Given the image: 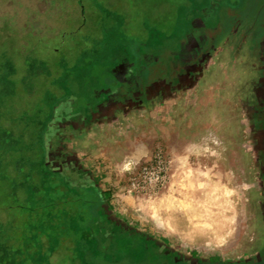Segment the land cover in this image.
<instances>
[{
	"label": "rangeland",
	"instance_id": "1",
	"mask_svg": "<svg viewBox=\"0 0 264 264\" xmlns=\"http://www.w3.org/2000/svg\"><path fill=\"white\" fill-rule=\"evenodd\" d=\"M205 12L217 17L204 33L213 94L204 127L185 136L173 163L167 145L152 139L151 160L136 172L103 153L121 149L120 140L103 145L96 165L108 196L92 228L103 238L81 235L65 215L52 231L48 206L64 190L53 120L43 150L25 147L61 102L86 103L123 64L122 92L162 81L177 42L198 34L190 22ZM11 132L22 152L0 157V264H142L144 244L154 264H263L264 0H0L1 146ZM157 150L170 161L168 183L129 194ZM42 159L58 177H40L42 167L31 164Z\"/></svg>",
	"mask_w": 264,
	"mask_h": 264
},
{
	"label": "crops",
	"instance_id": "2",
	"mask_svg": "<svg viewBox=\"0 0 264 264\" xmlns=\"http://www.w3.org/2000/svg\"><path fill=\"white\" fill-rule=\"evenodd\" d=\"M205 79L195 72H181L166 86L160 83L155 90L139 91L134 96L136 99H129L131 94H126L128 99L119 100L121 104L110 101L99 110L88 108L75 118L61 121L57 131V157L66 163L58 175L80 190L90 191L96 205L102 208L108 194L100 183L102 177L96 164L98 150L103 145L120 140L121 149L115 145L103 153L111 152L106 156L112 159L114 167L123 166L124 170L136 172L151 160L152 155L146 158L152 139L160 138L167 145L173 163L179 156L175 151L184 149L189 142L185 138L204 127L202 115L213 101V94L209 92L211 78ZM247 88L250 90V83ZM243 105L238 97L234 111L239 116Z\"/></svg>",
	"mask_w": 264,
	"mask_h": 264
},
{
	"label": "flooded vegetation",
	"instance_id": "3",
	"mask_svg": "<svg viewBox=\"0 0 264 264\" xmlns=\"http://www.w3.org/2000/svg\"><path fill=\"white\" fill-rule=\"evenodd\" d=\"M216 17H217V14L213 16H210V15L207 16V13L206 14L202 13L201 17L199 16V18H196L194 21H191L190 22L192 25L191 28L195 29L193 33L198 32V34L197 35L195 34L192 37H190L188 35L189 33H187L184 37L185 40H183L185 43L182 44V41H179V43L177 42L176 44L177 51L175 55H173L168 61L169 70L165 78L162 81L156 80L155 82L156 84H154V86L152 84L148 86L144 85L143 87L137 90H134L133 92H130L131 96H129V99H132V100L136 99V97L134 96L139 91L147 92L148 90H155L158 87V84L160 83L165 84V85L162 84L161 86H166V84L170 83V80L172 78L177 77L181 72L182 73L184 72L194 73L195 72L196 75H199L201 79L207 78L208 75L206 73L207 71H205V68L208 63L204 61L205 57L202 56V51H203V48L205 47L204 43H206V40H207L204 33H207L209 29L213 28L212 26L214 22H216ZM126 66L128 67L127 64L121 65L122 68H120L117 71V73H115L114 77L109 76V80H111L112 83L106 84L104 87H101L102 89L94 92L91 99L87 101L86 103L83 104L82 102H79L78 104H76L77 105L76 106L74 105V103L71 104L68 101L61 102L59 104V108H55L54 112L52 110L53 113H52L51 120L49 121V123L52 122L53 120V124L56 125V130L58 131V127H60L61 121L75 118L77 117V115L83 114L84 111L87 110L88 108L96 107L99 110L101 107L109 105L110 101H117V103L120 102L121 104L122 102L119 100L128 99V96L126 95L128 94L127 93L128 90H123L122 92V88L120 87L122 80L119 79L120 76H123L125 74ZM202 68H204V70H202ZM125 79L126 78H124V80ZM104 80H108V77L105 78ZM241 87L242 86H240V91H241ZM257 88L258 87H256V89H254L253 92L258 95ZM238 97H239V100H242L241 94ZM252 112H253V109L250 108L251 115L250 116L246 115V118L248 121H250L254 117ZM57 148L58 147L56 146L55 152H54L55 154L54 159L59 162L58 166L62 167L64 165L63 163H66V162H64V160L61 159L62 157H57Z\"/></svg>",
	"mask_w": 264,
	"mask_h": 264
},
{
	"label": "trees",
	"instance_id": "4",
	"mask_svg": "<svg viewBox=\"0 0 264 264\" xmlns=\"http://www.w3.org/2000/svg\"><path fill=\"white\" fill-rule=\"evenodd\" d=\"M52 113L53 112L49 113L50 116L48 117V119H46V121L44 123H42V125L38 129L36 139H34L32 141V143H29L25 147L26 151L33 152V149H35V148L39 151L44 149L43 148L44 135L47 132L49 121L51 120ZM11 133H7L5 135L7 138L3 141L2 146L0 145V147H3V150L0 149V157H1V154H3L2 155L3 157H5L7 155L11 156L12 152H14V153L15 152H18V153L22 152V149H20V150L16 149L19 142L14 139L13 133L11 136ZM8 137H10V138L8 139ZM37 147H39V148H37ZM11 150H13V151L11 152ZM1 158H0V161H1ZM16 161H17L16 170L19 171V163L21 160L16 159ZM31 166L32 167H34V166L35 167L36 166L42 167V169L39 173V175L42 179L47 177V176L51 177L52 175H56L55 173H53L52 171L48 170L45 167V165L43 163V159L41 160V162H33L31 164ZM56 177H58V175H56ZM60 179H61L62 184L64 185V190L57 197V200L55 202L51 201V203L48 206V208L51 209V211L48 210L50 212L49 217H52V220H55V219H57V220L52 221L54 223H52V222L48 223L49 224L48 226L51 227L52 231L56 232V230H54V227L56 229L57 227L60 226V223L58 222V217L60 215H65L69 218L67 221L68 226H70V224L73 225L74 227L77 226V230L79 229L78 231H80L79 233H81V235L87 234L89 236V234H91V235H94L95 239H99V241H100L99 237H101V239H102L103 236H100V234L96 235L92 229L93 225L95 223V220L97 218V212L96 211H98V208H99V206L96 205L97 202H96L95 197H93L91 195L92 193H90V191L80 190L79 188L73 186L69 181H66L62 177H60ZM91 198L95 199V205L94 206H92ZM54 211H56L57 213L53 215ZM68 226H65L67 229V230H65L66 232L70 231V229H69L70 227H68ZM71 231H73V229H71ZM56 234L57 233L54 234V241H53L54 243H56L57 239H60V236H61V235H59V237L57 238ZM119 237L122 238V236H119ZM136 243H137V241H136ZM142 249L144 251V254L142 257V260H143L142 264H154L155 260L151 261L153 255L151 252H148L145 244L142 246ZM263 264H264V262H263Z\"/></svg>",
	"mask_w": 264,
	"mask_h": 264
},
{
	"label": "built area",
	"instance_id": "5",
	"mask_svg": "<svg viewBox=\"0 0 264 264\" xmlns=\"http://www.w3.org/2000/svg\"><path fill=\"white\" fill-rule=\"evenodd\" d=\"M170 161L161 150H157L151 165L143 167L131 180L128 193H155L162 190L169 181Z\"/></svg>",
	"mask_w": 264,
	"mask_h": 264
}]
</instances>
